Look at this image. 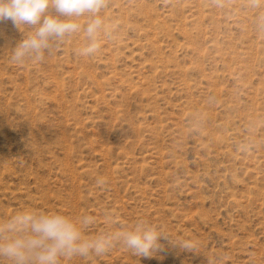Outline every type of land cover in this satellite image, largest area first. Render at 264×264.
I'll return each mask as SVG.
<instances>
[{"label": "rangeland", "instance_id": "obj_1", "mask_svg": "<svg viewBox=\"0 0 264 264\" xmlns=\"http://www.w3.org/2000/svg\"><path fill=\"white\" fill-rule=\"evenodd\" d=\"M0 264H264V0H0Z\"/></svg>", "mask_w": 264, "mask_h": 264}]
</instances>
